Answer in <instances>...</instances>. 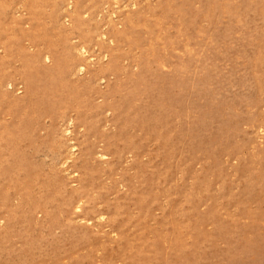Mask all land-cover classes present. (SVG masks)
Wrapping results in <instances>:
<instances>
[{
    "label": "rangeland",
    "instance_id": "obj_1",
    "mask_svg": "<svg viewBox=\"0 0 264 264\" xmlns=\"http://www.w3.org/2000/svg\"><path fill=\"white\" fill-rule=\"evenodd\" d=\"M0 264H264V0H0Z\"/></svg>",
    "mask_w": 264,
    "mask_h": 264
}]
</instances>
